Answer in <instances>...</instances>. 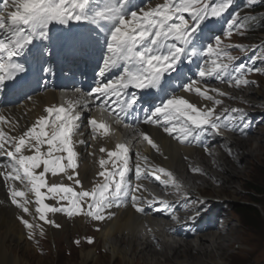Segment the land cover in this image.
<instances>
[{
	"label": "snow or ice",
	"instance_id": "snow-or-ice-1",
	"mask_svg": "<svg viewBox=\"0 0 264 264\" xmlns=\"http://www.w3.org/2000/svg\"><path fill=\"white\" fill-rule=\"evenodd\" d=\"M232 3L233 0H219L215 4L203 3V0H164L147 10H132V0H2L0 91L5 87L15 88L18 83L17 75L27 72L25 65L18 62L17 58L29 54L42 56L46 52L45 42L54 43L59 39L52 31L55 25H68L72 21L86 22L96 26L95 43L98 51L107 53L102 56L98 75L103 77L106 72L123 65L118 77L94 89L92 94L97 99L103 98L102 106L111 104L112 111L127 114L128 110L135 108L140 97L136 93L128 94L125 90L129 87L142 90L147 97L144 104L148 105L142 122L156 124L166 134H178L177 138L181 142L199 141L201 135H207L209 130L219 134L224 113L236 114L224 126L235 125L238 120L247 126L240 109H225L224 113L217 114L215 105L221 103L219 100L214 101L213 107L202 110L184 96L172 95L170 92L179 87L184 92L195 91L200 96L213 100L207 94L208 91L219 90L202 91L199 87L193 88L195 81L182 82L187 79L186 70L192 71L194 64L197 65L194 74L200 79L213 75L221 78L227 74L230 77L229 82L234 79L237 87L252 83L245 74L260 69H251L240 64L233 74L229 73L228 63L211 59L213 56L219 58L222 52L221 38L212 34V25ZM235 24L236 21L232 20L229 29ZM228 35H231V30ZM208 41H214L215 46ZM201 57V63L197 64ZM227 58L229 61L236 59L231 56ZM42 71L51 74L53 70L44 67ZM6 81L13 83L6 84ZM176 81L181 83L177 85ZM156 100L161 102L156 104ZM46 113H54V119L50 120L49 115L40 116L18 137L8 135L0 129V157L4 158L0 162V169H4V181L25 184L35 197L33 213L28 206L31 203L29 199H18L25 197V191L17 189L14 183H9L8 191L14 206L24 214L32 216L33 220L38 216L40 221L54 224V221L48 219V213L66 212L69 216L85 215L102 221L106 218L107 209L119 207L117 201L129 195L132 206L139 213L145 211L143 203L152 205L156 202L145 201L142 196L131 194L140 191L143 185L137 183L133 186L126 180V174L132 169L129 167L130 149L125 144L116 145L115 150L100 149L101 152H107L108 157L99 160L101 170L97 175L103 178V182L90 190H84L79 173L75 171L78 167V153L73 140L80 116L75 111L69 113L63 106L48 107ZM0 120H4V117L0 116ZM89 125L93 132L99 128L105 135L108 134L109 126L98 123L95 118L89 120ZM140 135L154 149L159 150L147 133ZM44 145L47 147L42 151ZM26 150L32 154H25ZM143 160L147 162V157H143ZM110 163L116 171L110 169ZM155 171L166 173L171 179L161 180ZM155 171L142 168L139 162L135 164L137 180L142 176L147 179L151 175L164 186L171 184L177 190L180 189V183L170 171L162 167ZM62 173L72 181L71 185L48 182V174L56 178ZM73 185L80 186L81 190L77 191ZM57 198L59 202L67 201L69 206H55L45 202L47 199ZM159 203L165 208L172 207L164 200H159ZM200 211L201 209L196 211V216H199ZM172 218L177 219L174 215ZM18 219L30 233L33 232L36 227L33 222L24 215L18 216ZM55 226L60 227L58 224ZM88 242L92 243L93 240L89 238ZM75 243L79 244V241Z\"/></svg>",
	"mask_w": 264,
	"mask_h": 264
},
{
	"label": "bare ground",
	"instance_id": "bare-ground-1",
	"mask_svg": "<svg viewBox=\"0 0 264 264\" xmlns=\"http://www.w3.org/2000/svg\"><path fill=\"white\" fill-rule=\"evenodd\" d=\"M148 7L150 6L148 5L146 8ZM64 27V25H55L52 31L59 39H57L54 43L45 42L44 46L51 49L60 50L64 47L65 42L69 41L74 35H80L86 31V28L89 29L88 23L86 22L83 27L74 25L73 29L70 30H67ZM89 36L90 41L88 43L85 42V45L88 49L89 58L91 60H95L101 54V52L98 51L95 43L97 35ZM101 43H103V37H101ZM103 53L104 55H107L106 52ZM98 73V79L102 84L118 77L121 74V69L120 67L112 69L111 71L106 72L103 77H100ZM213 79H217V77L213 75L201 80H192L195 81L193 88L199 87L202 91L205 89L219 90L218 88L210 85V81ZM224 79L227 81L226 85L229 88L231 87L232 90L229 92L224 86L221 92L218 93L219 96L217 94L215 95V92L217 91H208L207 94L212 96L213 100H208L205 97L197 94L195 91L184 92L181 90L176 95L184 96V98L189 100L190 103L196 104L197 107L201 108L202 110H204L206 107H213L214 101L216 100H219L221 103H223L225 100H229L228 97H233L240 98L242 102H249V97H252L254 101L251 103H253L255 106L246 110L240 109L242 110L243 118L247 126L241 124L239 120L235 125L228 124V126H225L226 131L234 136L233 139H231L230 136L223 134H214L211 130H209L207 135H201L199 141L181 142L177 138L178 134H166L163 132L162 127L156 124H142V133H147L156 143L159 150L154 149L151 145L146 149L138 147L134 151L130 150L129 167L132 170L126 174V180L133 186L137 183L143 185L140 191L131 194L142 196L145 201H148L147 196L149 194V188L147 186V180L151 179L152 176L149 175L147 179H144L142 176L139 180H137L134 173L135 164L137 162L141 164L142 168L150 169L151 171H155L161 167L167 171H170L173 174L175 180L180 183L181 187L179 190H177V188L173 187L171 184L166 187L170 195L177 196L179 198L178 200H174V202H168L170 205H172L170 208L173 209V214L171 215L166 213V208L164 205L156 202L152 205H149L147 202L143 203L142 206L145 208V211L143 213H139L132 206L131 195L123 198L121 201H117V204L120 205L119 207L114 206L111 209H107L105 211L106 218L102 221H99L100 223L98 224L100 226L98 231L100 233L98 236L100 237V241L103 242V247L105 244H109L112 255L122 258L124 264H134L136 263V257L144 255H154L153 257L150 256L151 258L149 257L147 259L152 261V263L149 261L151 264L154 262L160 264L155 261V255L159 253L164 256L166 264H187L191 262L193 263L194 260L197 264H209L206 260L202 261L200 257L212 258V255L216 253H222L224 257L228 258L229 254H225L227 251L225 253L224 251L225 249L229 248L234 243V241L231 239V237H229V233L227 235L228 238L226 237V234L227 230H229V228L233 225L231 224L230 219H226L225 211L222 209L219 210L218 208V206L222 204V202L217 200L221 198L220 191L218 188L214 189V191H216L214 193L219 197L215 198L217 197L215 195H212L211 197L209 194L205 193L206 189L202 190L201 186H199L198 183L195 184L193 181H199L203 178L204 180H201L202 182L200 181L201 185L205 184L206 180L213 185L219 184L221 180L227 184L234 183L235 180H233L231 176L229 177L228 175L227 178L225 175L226 177H224L222 174L220 175V172L215 174L216 170H213L212 168L217 169V167H219L221 171H225L227 173L229 172L228 167H232V163L234 164L237 158L242 157L244 163L257 158L256 152H258V149H263V145L258 144L257 147H250L251 149H249L247 145L249 144V139L246 137L251 136L254 133L256 126L260 125L259 128L264 126V90L258 88L260 90L256 91L257 94L255 97L250 95V93H253L251 91H248L247 95L249 96L241 97V94L238 93V91H233V88H236V90L242 89L245 94L247 93L245 86H235L234 79H231L230 83V77L227 74H225ZM258 84L259 82L256 83L257 86ZM220 93H225L226 95H222V97H220ZM258 96H262L263 98L261 99L263 100H256ZM221 103L219 104L220 108L217 107L218 105L215 106L216 113L225 109H239L236 107L231 108L229 106L223 108L221 107ZM251 103L244 104L250 105ZM109 105L112 106L111 104ZM48 107H56V95L51 89L44 90L43 92L35 95L32 99H28L22 105L15 106L11 109L1 110L0 116L4 117V120H0V129L5 131L8 135L18 137L29 127H31L38 117L49 115L46 113V109ZM232 115L236 114L231 112L227 114L226 121L223 122V125L228 122V119H230ZM49 119H54V113L49 115ZM90 119H92V117L88 115L80 117V120L77 122V131L73 136L75 151L78 153V167L75 169V171L79 173V178L82 182L84 190H90L96 184L103 182V178L97 175V173L101 170L99 160L101 158L108 159V157L107 152H101L100 149H116L113 141L109 138L106 139L99 128H97L95 132L91 130L89 125ZM162 123L163 119L161 120V124ZM258 132V135L264 136V131L260 130ZM234 134H236V136ZM209 139L210 141H208ZM244 139L246 140L244 142L245 148L247 147L245 154L241 155V152H239L238 155L235 156L236 159H229L231 165L225 166L222 156L225 155L227 158H231L235 154V146ZM81 140L84 142L79 143ZM138 141V138H134L132 145L138 146ZM46 147V145L42 146V151L46 150ZM219 149L223 151L222 154L219 153ZM236 149L239 148L237 147ZM137 153H139V155H137ZM25 154L30 155L32 152L26 150ZM143 157H147V162L143 160ZM221 166L222 168H220ZM109 167L112 171H116V169L112 167L111 163L109 164ZM193 169H199L200 171H193ZM3 171L4 169H0V264H21V260L23 259L18 255L16 256L15 248H22V239H26V229L18 219V216L24 215L26 219L30 220V222L33 217L28 214H24L21 209L17 208L11 203L8 185L9 183H14L17 189L25 191V197L18 199H29L31 203L28 206L30 211L33 213L35 212V197L34 194L28 190L25 184H21L19 181L5 182L2 179ZM69 172H71V170H69ZM238 172L239 170H237V173ZM156 173L159 172L155 171V174ZM237 173L236 175L239 176ZM48 182H58L68 185L72 184V181H69L67 179V175L63 173L59 174V176L56 178H52L51 175L48 174ZM73 186L76 187L77 191L81 190L80 186ZM206 188L209 187L206 185ZM42 191L46 190L42 189ZM45 202L55 206H69L67 201L59 202L58 198L51 200L47 199ZM210 204H213L212 207H208ZM198 209H201V211L199 216H196V211ZM85 210H87L86 206ZM56 215H61L65 218L71 219L77 216V218L81 220L79 223L84 222L86 227L88 222H85L84 219L88 218L89 220L93 221L91 217L85 215L69 216L66 212L47 214L48 219L52 221ZM173 215L179 216L181 218L173 219ZM159 217L165 218L166 221L178 222L167 226L160 222L161 219ZM218 217H221V219H218ZM182 218L183 220H181ZM35 220L40 221L38 216ZM184 220H186V222ZM41 222L45 224V231L43 232L47 234L54 232L55 229L53 224H49L45 221ZM79 223H77L76 228L78 230L80 229ZM233 231H235V229ZM234 233L235 232L231 233L230 236H234ZM64 234L67 236L65 232ZM193 237H198V239L201 241L206 240V243H209L211 247L210 250L208 249L209 245L207 246L204 244V242H201V245L197 251L198 255H192V252L190 253V249L188 247L192 246L193 242L191 243L192 240L189 239ZM179 238L188 240H185V243H182ZM221 238L224 239V243L218 242V239ZM85 246L87 245H84V247ZM194 246H192V249L195 248ZM179 247L181 248L180 250L178 249ZM181 250L184 253L187 252L185 259L183 260L178 258L180 252H182ZM81 253V260L84 261L83 264L96 259L94 250L92 249L84 248L82 249ZM22 262L25 264L24 261ZM226 263L227 261L225 260L224 263L221 262L217 264Z\"/></svg>",
	"mask_w": 264,
	"mask_h": 264
},
{
	"label": "rangeland",
	"instance_id": "rangeland-1",
	"mask_svg": "<svg viewBox=\"0 0 264 264\" xmlns=\"http://www.w3.org/2000/svg\"><path fill=\"white\" fill-rule=\"evenodd\" d=\"M162 1L164 0H154V2H158V3ZM214 1L215 0H203V3L215 4L219 2V0H216L215 2ZM245 3L246 6L242 7L239 11H236L234 13L230 12L229 17L223 14L221 17L217 18L212 25V30L214 31V35H218L221 38L222 41L220 45V48L222 49L221 53H225L227 57L231 56L236 58L230 61V63H232L235 67H238L240 64H244L246 65V67L251 69H260V71H250L245 74L246 78L249 81H252V83L245 86V89H247L246 91L247 93L244 94L242 89L236 90V88H233V91L235 92L238 91V93L241 94V97L249 96L247 95L248 91L253 92L250 93V95L255 97V95L257 94L256 93L257 90L260 89L264 90V32L254 33L249 31L245 16L248 14L250 15L257 14L259 11L256 10L255 8L259 6H264V0H245ZM232 20H235L236 24L233 25L231 29H229V23ZM230 30H231V35L229 36L228 32ZM211 43H213V45L215 46L214 41H211ZM257 82H259L258 86L256 85ZM227 87L228 86H225V89H228V91L230 92L232 88L231 87L227 88ZM222 89L223 87H221V90ZM217 95L219 96V94ZM220 97H222L221 94ZM228 98L229 100H225L223 103H221V107L225 108L229 106L231 108L236 107L239 109L246 110L249 108H253L255 106L253 103H251L254 101L252 97H249V102H245V101L242 102L240 98H233V97H228ZM261 98L263 97L258 96L256 100H260V101L263 100ZM244 103H248V104L251 103V104L246 105ZM217 107L220 108V105L218 104ZM218 113L219 114L224 113V110L219 111ZM259 127L260 125L256 126L254 133L251 136L246 137L247 139H249V144H247L249 149L253 147L254 148L257 147L258 144L263 145V149L262 148L258 149L257 150L258 152H256L257 158L253 159L252 161H247L246 163H244L242 157L241 158L239 157L237 158L236 162H234V164L232 163V167L229 166L231 165L230 160L236 159L235 156H237L239 152H241V155H244L245 152L247 151V147L245 148L244 145V142L246 140L244 139L241 140L240 143L235 146L234 148L235 154L231 158L230 157L227 158V156L225 155L222 156L223 158L222 160H224L223 163H225L224 165L229 166L228 167L229 172L227 173L225 171L223 172L219 169V167H217L218 170L216 168H212L213 170H216L215 174L217 172H220V175L222 174V176L224 177L227 176L228 178V175L229 177L231 176V178L235 180L234 183L227 184L221 180L219 184L213 185L206 180L207 183L204 181L205 184L201 185L200 183L204 180L202 177H200L202 178L201 179L202 181L201 180L193 181L195 184L198 183V185L201 186L202 190L206 189L205 193L209 194V196L211 197L212 195L217 196L214 193L216 192L214 191V189L217 188L219 189L221 198L217 200L219 202H222V204H220L218 208L219 210L222 209L223 211H225L226 219H230L231 224L233 225L229 228V230H227V234L225 233L226 237L229 233V237H231V239L234 241V243L224 251V253L227 251L225 254H229L230 257L229 256L228 258L224 257L222 253L220 254L216 253L212 255V258L200 257L202 261L206 260L209 264H217L221 262L224 263L225 260L227 261L226 264H264V195L258 196L260 203L256 205L261 211V217L258 220H255V222H252L250 221V219L243 217L239 212V210L234 209L235 206H242L252 203L250 200L252 199L254 193L251 190L252 189L251 187L253 186L262 187V184L264 183V142H263L264 136L258 135L259 134L258 131L260 130L264 131V126H262L261 128ZM225 133L227 134V136H230L231 139L234 138V136L231 135V133L228 132ZM234 135L236 136V134ZM237 147L239 149H236ZM222 152L223 151L219 149V153L222 154ZM239 167L240 169L241 168L242 169L240 170ZM220 168H222V166ZM236 169L239 170L238 173ZM236 173L239 176H237ZM223 184L225 187L223 186ZM206 185L209 188H206ZM218 197L219 196L215 198ZM75 218H77V216ZM75 218L71 219V218H65L64 216L61 215H56L53 220L55 222L53 224L55 230L53 233L50 234L43 232L45 231L44 223L38 220H31V222H33L36 225L35 229L31 234H28L27 232L28 229L26 228V234H25L26 239L25 240L22 239L23 241L22 248L19 249L15 248L16 256L18 255L23 259L21 260V264H24L22 261H24L25 264H83L84 261L81 260V255H82L81 252L82 249L84 248L94 250L96 257L95 260H91L89 262H86L85 264H124L122 258H118L117 256L112 255L109 248V244H105L103 247L102 244L103 242L100 241V237L98 236V234L100 233L98 232L100 227L98 225L100 223L99 221H96L94 219H92L93 221H91L88 218H86L84 219L85 222H88V225L86 227V225H84V222L79 223L81 220L79 218L77 219ZM77 223H79V227H80L79 230L76 229ZM56 224L60 225V227H56L55 226ZM234 229L235 231H233ZM64 232L67 234L68 237L64 234ZM233 232H235L233 234L234 236L232 235L230 236V234ZM89 238H91L92 240L94 239V241L92 243H89L88 242ZM77 240L79 241V244L75 243V241ZM179 240L182 243H185V240L188 239L179 238ZM189 240H192L191 243L193 242V244L195 245L194 246L192 244V246L195 247L194 249H192L191 245H190L191 247H188L190 249V253L192 252L191 254L194 256L198 255L197 251L199 246L201 245V242H204V244H206L207 246L209 245V243L208 244L206 243V240L201 241L198 239V237H193L190 238ZM223 241L224 239L222 238L218 239V242H223ZM84 245L87 246L84 247ZM210 248L211 247L209 245L208 249L210 250ZM178 249L180 250L181 248L179 247ZM186 253L187 252L184 253L183 251L180 252L178 258H180V260L185 259V256L187 255ZM150 256L144 255V256L136 257L135 258L136 263L134 264H151L152 261L147 259ZM155 256H156V260H155L156 262L160 264H166L164 256H162L161 253L156 254ZM153 264H157V263L154 262ZM187 264H197V263L194 260L193 263L191 262Z\"/></svg>",
	"mask_w": 264,
	"mask_h": 264
},
{
	"label": "trees",
	"instance_id": "trees-1",
	"mask_svg": "<svg viewBox=\"0 0 264 264\" xmlns=\"http://www.w3.org/2000/svg\"><path fill=\"white\" fill-rule=\"evenodd\" d=\"M255 9L259 11L257 14H248L245 16L248 30L254 33L264 32V6H259ZM251 188L254 193L250 200L252 203L235 206L234 209L239 210L243 217L255 222V220H258L261 217V211L256 204L260 203L258 196L264 195V183L262 184V187L253 186Z\"/></svg>",
	"mask_w": 264,
	"mask_h": 264
}]
</instances>
